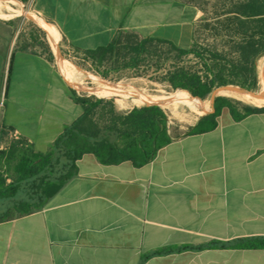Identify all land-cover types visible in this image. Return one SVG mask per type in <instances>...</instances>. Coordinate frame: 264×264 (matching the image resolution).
Returning <instances> with one entry per match:
<instances>
[{
    "label": "crops",
    "instance_id": "crops-1",
    "mask_svg": "<svg viewBox=\"0 0 264 264\" xmlns=\"http://www.w3.org/2000/svg\"><path fill=\"white\" fill-rule=\"evenodd\" d=\"M35 8L58 31V48L82 50L121 31L190 49L202 15L177 0H36ZM18 35L0 17V152L19 143L48 153L83 109L58 61L18 48ZM77 167L40 211L0 223V264H264V250L156 254L264 237V114L235 120L225 109L216 129L173 138L142 167L92 153Z\"/></svg>",
    "mask_w": 264,
    "mask_h": 264
},
{
    "label": "trees",
    "instance_id": "trees-1",
    "mask_svg": "<svg viewBox=\"0 0 264 264\" xmlns=\"http://www.w3.org/2000/svg\"><path fill=\"white\" fill-rule=\"evenodd\" d=\"M183 3L196 6L189 2ZM217 18L220 26L216 29L219 31L217 35L225 39L224 44H228L221 50H207L196 45L183 49L172 41L155 37L145 38L134 32L131 34L137 39L135 44L120 46L116 40L117 34L106 46L92 50H75L84 55L87 61H92L95 72L105 79L110 78V73L102 71L101 67H104L108 60L123 62L122 68L147 65L153 57L150 47L154 44L170 46L180 58L192 55L198 60L197 69L174 65L165 69L161 81L177 90L175 93L185 92L194 105L208 99L214 89L221 86L233 85L254 91L258 85L256 63L264 56V0H234L230 4H224ZM47 59L53 62L52 52H49ZM9 76L10 71L7 80ZM74 97L82 106L83 114L65 128L50 152H35L31 146L21 150L19 143L13 144L9 153L0 152L1 161L8 154L12 156L20 150L15 170L16 179L8 183L0 171V223L40 211L76 175L77 162L85 154L96 155L99 161L106 165L131 161L136 167H142L176 138L170 133L165 111L158 105L136 104L135 106L143 107H135L128 113H121L116 110L114 102H111L110 107L104 109L96 120L98 110L106 101L80 97L76 93ZM225 109L235 120L252 114H264V107L247 105L238 108L229 98L220 96L215 100L214 110L201 117L185 134H203L216 129L218 118ZM186 249L264 250V237H248L228 242L212 241L199 247L167 249L156 254Z\"/></svg>",
    "mask_w": 264,
    "mask_h": 264
},
{
    "label": "rangeland",
    "instance_id": "rangeland-1",
    "mask_svg": "<svg viewBox=\"0 0 264 264\" xmlns=\"http://www.w3.org/2000/svg\"><path fill=\"white\" fill-rule=\"evenodd\" d=\"M1 0L0 3L3 6L1 11L3 14L11 15L2 17L4 19H13V22L16 23L19 28V35L16 40L17 47L20 49L28 48V51L39 53L49 57V52H52L54 55L53 62L57 64L58 54L53 49L47 34L45 31L35 23L28 14H35L42 18L47 23L51 24L47 19H45L35 8L36 0H27L25 2L21 0ZM179 2H189L196 4V7L201 12V17L196 23L194 35H193V46L196 45L200 48H204L207 50L213 49H224L228 46L225 43V39H221L217 34L219 31L216 29L218 26V18L217 15L220 14L224 8V4H230L234 0H177ZM22 11V13H20ZM25 11V12H24ZM221 31V30H220ZM132 32L122 31L117 35V43L120 46H126V44H135L137 41L136 37H134ZM150 51L153 54L151 60L147 65H142L138 67H130V68H122L123 62H115L114 59L108 60L101 67L102 71H109L110 78L105 79L100 76L97 72H95V65H93L92 61H87L84 55L78 54L75 48H70L64 42L59 41V49L61 55L72 64V66L80 73V81H82L85 85L93 86L94 82L90 79L89 74L95 75L103 80L113 82V83H122L124 85H132L136 86L146 93L151 95H169L174 92L171 86L162 82L161 79L165 74V69H168L174 65H184L190 68L197 69L198 68V60L190 55L180 58L179 55L172 51L170 46L168 45H157L154 44L150 47ZM128 60V59H127ZM128 62V61H127ZM257 69H258V85L257 88L252 91L256 94L257 97L263 95L264 97V86L260 82V69L259 67L264 65V56L260 57L257 60ZM89 73V74H88ZM158 80V81H156ZM90 81V82H89ZM66 82L70 85V87L75 91V93L82 97H91L94 100L104 99L106 103L100 107L98 110V114L96 116V120L99 119L100 114L103 113L104 109H108L110 107V103L114 102L115 108L118 112L126 113L134 109L135 107H143V106H134L131 102H128L127 105L121 106L116 99L109 97H97L95 95H91L89 93H85L76 89L69 81ZM222 95H219V97ZM225 97V96H223ZM228 98V97H227ZM232 103L238 108H243L244 106H254L241 101H238L233 98H229ZM205 101L211 103V96ZM108 102V103H107ZM199 107L198 105H195ZM166 113L169 124H170V133L172 136L180 137L183 136L186 132H188L199 120L202 116L197 115L189 108L180 106L177 109L160 106ZM256 107V106H254ZM264 107V106H262ZM259 107V108H262ZM15 143H11L7 153L11 151V146ZM3 152V151H2ZM20 150H17L15 154L12 156L8 154V156L1 161L0 171L4 175L5 179H7L8 183L13 182L16 179V166L19 162L20 158Z\"/></svg>",
    "mask_w": 264,
    "mask_h": 264
},
{
    "label": "bare ground",
    "instance_id": "bare-ground-1",
    "mask_svg": "<svg viewBox=\"0 0 264 264\" xmlns=\"http://www.w3.org/2000/svg\"><path fill=\"white\" fill-rule=\"evenodd\" d=\"M14 2L16 1L14 0ZM2 7L3 6L0 3V17H5L6 15L3 14L1 11ZM20 13H22V11H20ZM28 15L35 23H37L47 33L48 39L52 44L53 49L58 54L57 61L61 73L64 76H66L69 80H71L79 91L89 93L97 97L114 98L121 106L124 107L127 105L128 102H131V104L134 106L136 104H158L159 106H165L174 109H177L180 106H184L189 108L191 111H193L199 116H202L211 105L210 102L202 100L200 106L196 107L185 92H180V93L174 92L169 95H151L136 86L109 82L89 73H88L89 77L94 82V85L93 86L85 85L82 81H80V73L72 66L71 63H69L61 55L60 50L57 47V41L60 36L56 28L52 25L47 24L35 14H28ZM7 16H11V15H7ZM259 69H260V82L264 86V65L261 64ZM219 95L228 98H233L238 101L250 105H254L256 107L264 106L263 95L257 97L256 95L244 94L236 91H221Z\"/></svg>",
    "mask_w": 264,
    "mask_h": 264
},
{
    "label": "water",
    "instance_id": "water-1",
    "mask_svg": "<svg viewBox=\"0 0 264 264\" xmlns=\"http://www.w3.org/2000/svg\"><path fill=\"white\" fill-rule=\"evenodd\" d=\"M221 91H236V92H240V93H244V94H251V95H256L254 92L252 91H248L246 89H242L238 86H233V85H227V86H221L218 87L216 89H214V91L211 94V110L206 113L204 116L210 114L213 110H214V103L217 97H219V93ZM187 92V91H186ZM189 93V92H188ZM190 94V93H189ZM191 95V94H190ZM192 96V95H191ZM193 97V96H192ZM194 98V97H193ZM152 105H158V104H150V105H146V106H152ZM159 106V105H158ZM203 117V116H202Z\"/></svg>",
    "mask_w": 264,
    "mask_h": 264
},
{
    "label": "built area",
    "instance_id": "built-area-1",
    "mask_svg": "<svg viewBox=\"0 0 264 264\" xmlns=\"http://www.w3.org/2000/svg\"><path fill=\"white\" fill-rule=\"evenodd\" d=\"M5 103V94H3L2 98L0 99V110L3 109Z\"/></svg>",
    "mask_w": 264,
    "mask_h": 264
}]
</instances>
